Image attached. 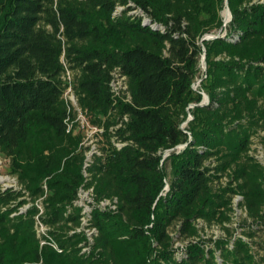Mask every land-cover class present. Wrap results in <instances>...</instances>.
I'll use <instances>...</instances> for the list:
<instances>
[{"label":"trees","instance_id":"trees-1","mask_svg":"<svg viewBox=\"0 0 264 264\" xmlns=\"http://www.w3.org/2000/svg\"><path fill=\"white\" fill-rule=\"evenodd\" d=\"M225 7L0 0V154L19 184L0 186V264H264V0H229L232 19L204 39ZM68 71L78 106L103 129L88 177ZM82 186L118 198L116 211L94 209L89 252Z\"/></svg>","mask_w":264,"mask_h":264},{"label":"built area","instance_id":"built-area-1","mask_svg":"<svg viewBox=\"0 0 264 264\" xmlns=\"http://www.w3.org/2000/svg\"><path fill=\"white\" fill-rule=\"evenodd\" d=\"M132 4V3H130ZM124 9V6H118V8L116 9V11L114 12V15H117L119 12H121ZM132 12H138V10H134ZM67 79L69 81V87L65 93V97L66 99L72 103V105H74L76 107V109L78 110L79 114L77 117V121L80 123V128H87V130L89 131V133L86 134V138H85V142L87 145L90 146L89 150L86 152V161H85V165H84V171H85V176L88 177L89 173H88V167L91 165L93 156L96 153H100L98 150V141H99V133H101L103 131L102 128H99L97 126H93L91 125V123L88 121V119L85 116V113L83 112V110L78 106L77 103V99L74 95L73 92V85H72V76L70 71H68L67 73ZM112 85V89L114 91L115 94L120 95L124 90L127 89V83H126V78L125 76H121L120 74L116 73L115 77L112 79L111 82ZM68 93H71L70 95V99L68 98ZM73 127V123H69L68 125V131H70ZM119 146L122 145V143L118 144ZM260 153L263 154V152L260 150ZM5 157V156H4ZM2 158L3 155L0 154V164L2 163ZM262 159V158H260ZM264 160V159H262ZM0 186L5 189L8 187H14V188H18L19 184H18V180L16 176H13L12 181L8 182V183H0ZM242 200V196L241 195H237L234 198V205L236 208V214L238 215V210H241L243 213V208L240 207V202ZM81 208H82V224L81 227L78 228V231H84L88 237V245L86 247H84L83 251H90L92 244L94 243V239H95V235L98 233V230L95 226H93V211L95 208H99V209H103V210H113L116 211L118 208V198L114 197V198H103V199H97L94 187H86V186H82L79 190V198L76 202ZM26 206V205H25ZM29 206V205H28ZM28 206L21 207V211H24L28 208ZM39 206L41 207V205L39 204ZM37 229H38V236L39 237H43V235H47V227L40 221L39 217L37 216ZM200 224L202 225L203 222L200 221ZM215 229L217 230V228L215 227ZM46 242L45 239H42V243L44 244ZM51 244L53 245L54 248H56L57 250H60L57 243L55 241L52 240ZM219 261L221 260L220 257L218 258Z\"/></svg>","mask_w":264,"mask_h":264},{"label":"rangeland","instance_id":"rangeland-1","mask_svg":"<svg viewBox=\"0 0 264 264\" xmlns=\"http://www.w3.org/2000/svg\"><path fill=\"white\" fill-rule=\"evenodd\" d=\"M225 9H226V7H225ZM225 9H224L223 12H222L223 18H225V17H224ZM206 69H207V68H206V67L203 65V63H202V70H203V72L206 71ZM200 81H201L200 79L197 80V84H196L197 88H198L199 85H200ZM67 95H68V98H69L70 95H71V93H68ZM69 99H70V98H69ZM186 124H187V123H184L185 126H186ZM81 130H83L85 134L89 133V131L87 130V128H83V129H82V127H81ZM256 138L258 139L259 137H256ZM178 148L180 149L181 147H178ZM262 152H263V151H262ZM255 154H256L259 158L264 159V152H263V154H262V153L256 151ZM168 171L171 172L170 168H169ZM13 176H14V175H13V174L11 173V171H10V160H9L8 158L4 157V155H3L2 163L0 164V183H8V182L12 181ZM26 206H28V205H26ZM26 206H24V208H25ZM241 212H242L241 210H238V215H240ZM217 231L219 232V229H217ZM220 233H221V231H220ZM260 241H261V242L263 243V245H264V235L260 238ZM90 250H91V249H90ZM261 251H262V253L264 254V250H261Z\"/></svg>","mask_w":264,"mask_h":264},{"label":"water","instance_id":"water-1","mask_svg":"<svg viewBox=\"0 0 264 264\" xmlns=\"http://www.w3.org/2000/svg\"><path fill=\"white\" fill-rule=\"evenodd\" d=\"M228 12H229V18L227 19H224V25L223 27H221L218 31L217 34H207L204 39H213V38H216V37H219L222 32L224 31V26L227 25V23L232 19V11L229 7V0H226V9ZM203 65L207 68V61H206V54L203 55ZM197 84V83H196ZM195 84V88H197ZM209 102V95L207 93L204 92V98H203V101L200 103V105H203V104H207ZM191 106H194V105H191ZM190 119H192V117H190ZM185 145H180L179 147H184ZM172 150H168L165 154V157L168 156L170 154ZM166 190L169 189V184H167V186L165 187Z\"/></svg>","mask_w":264,"mask_h":264},{"label":"bare ground","instance_id":"bare-ground-1","mask_svg":"<svg viewBox=\"0 0 264 264\" xmlns=\"http://www.w3.org/2000/svg\"><path fill=\"white\" fill-rule=\"evenodd\" d=\"M224 19H227V18H229V12L227 11V10H225V12H224Z\"/></svg>","mask_w":264,"mask_h":264}]
</instances>
